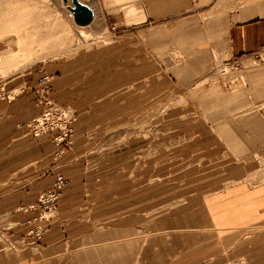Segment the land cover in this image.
<instances>
[{"label": "crops", "instance_id": "obj_1", "mask_svg": "<svg viewBox=\"0 0 264 264\" xmlns=\"http://www.w3.org/2000/svg\"><path fill=\"white\" fill-rule=\"evenodd\" d=\"M80 2L93 10L94 19L108 23L110 38L119 39L107 45L111 52L122 51L121 56H115L118 60L110 61L120 71L111 69L104 75L85 71L100 64L93 62L97 59L90 51L63 60L55 69L42 68L43 74L51 76L49 98L77 112L72 145L55 159L47 136H14L20 131L16 126L0 123V131H8L0 138V164L8 165V177L0 180V196H7L0 204V217L8 219L6 225L12 228L5 233L0 230V264H202L218 256L220 253H210L206 243L212 234L207 229L194 230L209 223L205 196L196 201L192 191L204 185L202 179H209L201 176L208 171L185 176L202 181L197 180L195 188L192 183L182 184L180 189L189 186L192 192L177 194L170 186L162 189L160 171L146 170V161L155 164L157 155H145V141L137 138L138 134L118 142L106 134L104 149L101 139L99 144L85 134L97 127L95 116L103 105L105 113H114L113 100L121 113L143 115L145 84L154 89L153 84L167 79L177 92L184 90L183 96H175L176 114H183L190 123L193 143H221L235 163L262 157L264 63L258 57L264 54V0ZM227 62L237 63L244 79V84L232 91L216 84L212 72L214 66ZM39 76L33 72L18 78L17 91L8 100L11 110L16 107L15 115L11 111L6 114V109L1 113L22 120L20 123L36 116L41 106L34 103L33 89ZM114 82L131 83L135 88L130 93L121 88L114 95ZM101 83L110 84V91L100 90ZM156 92L154 89L148 98L155 101ZM182 98L184 109L179 102ZM152 107L159 106L154 102ZM153 142L155 149L159 144ZM29 144L32 152H23ZM26 155L39 157L25 161ZM44 162L45 167L55 164L56 170L45 175L38 172ZM14 163L21 165L14 167ZM217 169L219 174L228 168ZM53 173L62 174L68 182L61 188L55 215L42 223L45 231L41 239L29 244L26 222L34 211L26 206L33 204L39 191L50 187ZM227 174L228 178H241L238 171ZM173 198L190 206L162 215V207ZM245 254L256 256L254 251ZM249 264H264V258L261 263L254 260Z\"/></svg>", "mask_w": 264, "mask_h": 264}, {"label": "rangeland", "instance_id": "obj_2", "mask_svg": "<svg viewBox=\"0 0 264 264\" xmlns=\"http://www.w3.org/2000/svg\"><path fill=\"white\" fill-rule=\"evenodd\" d=\"M96 13L100 14V11L98 10ZM95 24L97 25L93 30V25L95 26ZM107 25L108 23H104L102 19H94L84 28L75 26L73 21L67 18L62 0H0V123H11L12 126H16L20 131H16L14 136L29 135L33 138L47 136L53 144L52 157L54 159L70 149L73 138V123L76 120L77 112L55 103L49 98L48 92L51 84L45 90L44 86L37 82L38 86L33 89L34 103L40 105L41 109L36 116L26 120L24 123H20L22 122L20 119L16 120L10 116L6 117L1 111L6 109V114L8 113L7 111H11L15 115L16 107L14 106L11 110L8 100L17 91L15 85L18 78L36 72L38 68L55 69L60 62L72 58L75 54L90 51L92 52V58L97 59V61L93 62L100 63L92 68H85V71L90 69L91 72H97L102 75L106 72L108 73L111 69L120 71V67H114L115 63L113 62L112 64L110 61L116 55L121 56L123 53L119 49H115L112 52L108 50L110 48H108L107 44L119 42V39L110 38L106 30ZM117 39L118 41H115ZM106 58L109 62L105 61ZM114 60L116 61L118 58ZM258 60L264 63V54H261ZM120 62L119 59L118 65ZM112 65L113 67H111ZM223 65L212 68L214 82L228 91L241 87L244 84V79L240 66L234 62H227L225 66ZM131 73L129 71V74ZM161 74L164 73L161 72ZM99 85L101 86L100 90L103 92L111 89L109 88L110 84L101 83ZM153 86L155 91H157L155 101L153 100L154 98H148L147 96L154 93V89H152L151 84H145L146 108L143 115L121 113L120 105H115L116 100H113L114 113H105L104 105L99 108L95 116V120L98 122L97 127L87 131L85 134L86 138L91 137L99 144L98 140L101 139L103 144L101 143L100 146L104 149V137L106 134H108L107 136L112 135L114 142L132 138V136L138 134L137 138H144L145 155L152 156L153 153L157 155L155 164L146 161L145 166L146 170L155 169L162 173L161 176L164 177L160 180L162 189L170 186L171 191L174 188L177 189V194L184 190L188 191L184 193L196 192L195 196H193L196 201L201 196H205L206 204L209 205L207 207L209 210V223L201 225L200 227L202 228L195 226L194 230L206 231L205 229H207L212 234L207 238L208 250L212 255L220 254L210 257L208 260L203 261L202 264H249L254 260H258L261 263V259L264 258V155L262 157L255 156L253 159L246 158L244 160H248V162L245 163H235L233 156L227 153L221 143L219 146L216 143H210L206 146L196 145L189 138L194 133L190 129V123H186L187 118L183 114L179 116L176 114L175 96L178 93L183 96L184 90L177 92L175 84H172L167 79L153 84ZM133 87L135 88V85L132 86L131 83L127 84L126 82L112 83L114 95L119 93L121 88L126 90L124 91L125 93H130L134 90ZM42 88V94L38 95ZM154 102L159 106L156 109L152 107ZM179 102H181V109H184V99H180ZM54 108H63L70 112L69 116L72 118V121L68 124L70 131L67 132L68 128H58V125L57 127H52V129L47 127V131L33 135L30 123L42 114L51 111L53 124L59 122ZM108 111H111V109H108ZM158 112L160 113L156 114ZM48 124L49 121H47ZM141 124L144 127L140 126ZM177 127H182L183 129L179 131L176 130ZM7 134V130L5 132L0 131V138ZM179 136H181L180 139L178 138ZM153 140L156 144H159L155 149L153 148ZM31 148L33 147L30 144L26 145L23 148V152L25 150H31L32 152ZM0 149L2 152L3 149ZM37 157L39 155H26L25 161H32ZM20 165L14 163V167ZM54 165L51 164L45 167L44 162L39 165L38 168L41 170L38 172L44 175L46 171L47 173L54 172L56 170ZM217 168L228 169L217 174ZM6 171H8V165L0 164V180L3 181L8 177L5 174ZM204 171L209 173L201 176L203 178L209 177V179H202L204 185L197 189L195 188L196 181L201 179L188 180L189 178H184L185 176H190L191 173ZM229 171L241 172V178H228L230 174L227 173ZM167 172H172L176 175L167 176ZM53 174L54 178L50 187L39 191L33 204L26 206V209L34 211V215L26 222L29 226L25 234L28 237L27 243L29 244H34L41 239L45 231L42 223L50 220L55 215L61 188L68 182V179L62 174ZM60 176L64 181L58 189L59 195L53 209L48 211V209L44 210L37 206L39 204V196L45 191L52 189L56 178ZM212 182L214 184H210ZM186 183H192V187L195 189L193 188L194 190H192L189 186L186 187L187 189H180V186ZM6 197L4 195L0 196V204L5 202ZM172 200L166 207H162V215L178 212L184 205L190 206L183 200H174V198ZM7 221L9 220L0 217V230L2 229L3 233L12 229L8 226L9 223ZM36 231L39 232L38 238L34 236ZM254 237L256 238L255 240H253ZM6 245L8 246V244ZM252 251L256 252V254H253V256L256 255L255 258L245 254Z\"/></svg>", "mask_w": 264, "mask_h": 264}, {"label": "built area", "instance_id": "obj_3", "mask_svg": "<svg viewBox=\"0 0 264 264\" xmlns=\"http://www.w3.org/2000/svg\"><path fill=\"white\" fill-rule=\"evenodd\" d=\"M67 17L70 18L71 14H68ZM226 64H224L223 66H225ZM36 72L38 74H40V76L38 78V82L44 86L45 90L48 89V86L51 84V76L47 75V74H43L42 69H40V68H38L36 70ZM42 92H43V88L40 90L38 95H41ZM54 109L57 112V119L59 122L57 124H55V123L53 124L51 111H49V113H44L41 116L34 119L30 123V125L32 126V129H33V131H32L33 135H38L44 131H47V129H48L47 127H50L49 129H52V127H57L58 125H59L58 128H62V129L68 128L67 132L70 131V128L68 127V124L72 121V118H70V116H69L70 112H68L67 109H63V108H54ZM47 121H49L48 125H47ZM63 181H64V179L61 176L57 177L54 187L48 191H45V193H43L41 196H39V198H38L39 204L37 206L43 208L44 210H46V209H48V211L52 210L53 206L56 202V199L59 195L58 189L63 184ZM34 236L36 238H38L39 232L36 231L34 233Z\"/></svg>", "mask_w": 264, "mask_h": 264}, {"label": "water", "instance_id": "obj_4", "mask_svg": "<svg viewBox=\"0 0 264 264\" xmlns=\"http://www.w3.org/2000/svg\"><path fill=\"white\" fill-rule=\"evenodd\" d=\"M66 0H62L65 2ZM71 7L67 6L72 14V20L77 25H86L92 19V10L78 0H70Z\"/></svg>", "mask_w": 264, "mask_h": 264}, {"label": "bare ground", "instance_id": "obj_5", "mask_svg": "<svg viewBox=\"0 0 264 264\" xmlns=\"http://www.w3.org/2000/svg\"><path fill=\"white\" fill-rule=\"evenodd\" d=\"M78 1H80V0H78ZM62 5L65 7V9H66V14H67V16H68V14H71V12H70V10L67 8V6H69V7H71V3H70V0H66L65 2H62ZM88 6V5H87ZM90 8V7H89ZM91 9V8H90ZM92 10V9H91ZM94 13H93V10H92V19H91V21L88 23V24H86V25H77V24H75L74 22H73V24L75 25V26H77V27H79V28H82V27H85V26H87V25H89L92 21H93V19H94V15H93ZM68 18V17H67ZM68 19H70L71 21H73L72 20V14H71V17L70 18H68Z\"/></svg>", "mask_w": 264, "mask_h": 264}]
</instances>
